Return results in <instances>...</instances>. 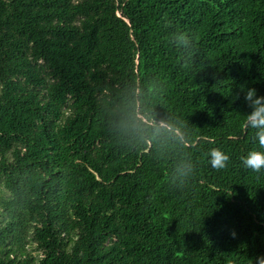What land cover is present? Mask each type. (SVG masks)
I'll use <instances>...</instances> for the list:
<instances>
[{"label": "trees", "instance_id": "1", "mask_svg": "<svg viewBox=\"0 0 264 264\" xmlns=\"http://www.w3.org/2000/svg\"><path fill=\"white\" fill-rule=\"evenodd\" d=\"M247 88L264 95V0H0V264H254ZM137 108L190 143L118 130Z\"/></svg>", "mask_w": 264, "mask_h": 264}, {"label": "clouds", "instance_id": "2", "mask_svg": "<svg viewBox=\"0 0 264 264\" xmlns=\"http://www.w3.org/2000/svg\"><path fill=\"white\" fill-rule=\"evenodd\" d=\"M181 47L187 53L193 49V41L190 37L180 35ZM244 101L247 105V111L244 114V124L246 127L256 130V135L261 146H264V95L257 94L255 88L244 90ZM114 123L118 130L129 135L139 134L144 125L150 124L154 131L159 132L168 130L178 145L190 143V131L183 122L175 125L169 123L166 119L158 118L155 114L137 108L136 114L129 111L117 112L114 115ZM230 157L219 149H212L209 153V163L215 169H222L227 166ZM244 167L255 172L264 170V151L249 150L241 157ZM194 172V165L190 159L181 160L176 166L177 187L184 185ZM235 235V233H232ZM254 264H264V254L258 255Z\"/></svg>", "mask_w": 264, "mask_h": 264}]
</instances>
